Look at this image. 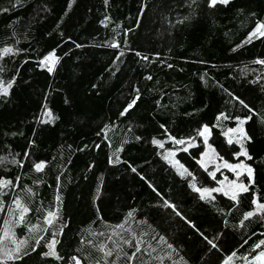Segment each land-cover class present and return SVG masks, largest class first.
<instances>
[{"label":"trees","instance_id":"obj_1","mask_svg":"<svg viewBox=\"0 0 264 264\" xmlns=\"http://www.w3.org/2000/svg\"><path fill=\"white\" fill-rule=\"evenodd\" d=\"M259 25L264 0H0V264L264 252V35L247 43ZM203 126L221 160L252 169L236 199L194 190L222 178L198 163ZM52 241L62 259L42 255Z\"/></svg>","mask_w":264,"mask_h":264},{"label":"rangeland","instance_id":"obj_2","mask_svg":"<svg viewBox=\"0 0 264 264\" xmlns=\"http://www.w3.org/2000/svg\"><path fill=\"white\" fill-rule=\"evenodd\" d=\"M264 31V29H261ZM256 32V30L254 31ZM261 36L259 32L256 33L255 36H252L251 39L249 38L248 40H253L257 37ZM50 57V58H49ZM49 58V59H46ZM56 57L54 53L48 54L45 58L42 59V65L44 67L48 68H54V65L56 63ZM205 126L202 127L200 133L203 131ZM209 129V128H208ZM242 129V131H241ZM244 131H243V125L241 124L240 127H238L236 130L229 131L226 133L225 137L226 139L240 142V140L244 137ZM209 137H210V129L207 133H205L203 136L200 135V138L202 140L204 150L202 154L200 155V158L198 160V163L201 167L204 169H210L209 173L212 177L215 176L216 173L221 172L222 173V178L218 181V184L215 188L209 189L208 193H203V189H200L201 191H197L200 193L201 196L203 197H210L213 192H220L227 197L231 198L233 196H238L239 193L243 192L244 190L242 189L241 186H244L247 188V185L245 182L240 180L241 176H246L249 180V182H252L253 179V172L251 167L244 161L236 162V163H230L223 161L219 158L217 152L215 151L214 147L209 143ZM243 152V151H241ZM225 164H231L233 166L232 169H229L225 167ZM237 165H241V167H236ZM248 169H251V173H249ZM224 172L230 173L233 178H230L228 175H226ZM195 189H199L194 187ZM214 189H219V191H212ZM196 191V190H195ZM247 264H264V259H254L252 261H249Z\"/></svg>","mask_w":264,"mask_h":264},{"label":"snow or ice","instance_id":"obj_3","mask_svg":"<svg viewBox=\"0 0 264 264\" xmlns=\"http://www.w3.org/2000/svg\"><path fill=\"white\" fill-rule=\"evenodd\" d=\"M229 2H230V0H209V7H215L217 4H225V5H227ZM261 29H264V25H259L257 27V29H256V32H253L249 38L251 39V37L252 36H255L257 32H259L260 35H264V31H262ZM4 51L5 52H10L11 49H5ZM49 58H46V59H49ZM256 63L264 64V60H258V61H256ZM48 71L51 72L52 71V68L51 67L48 68ZM9 87H10V85H9ZM245 106L247 107V105H245ZM128 107L130 108V107H132V105L130 104ZM241 123H243V121H241ZM208 131H209L208 127L205 126L204 129H203V131L200 133V135L203 136ZM241 131H242V129H241ZM153 142L154 143H158L157 141H153ZM177 143H181L182 144V143H184V141H177ZM228 143L231 144L232 143V140H229ZM240 154L246 155V152H242ZM225 167H227L229 169H232L233 168V166L231 164H225ZM236 167H241V165H237ZM35 168H36L37 171H40V170H42L44 168V164L43 163H37L35 165ZM248 171H249V173H251V169H248ZM9 183H11V181H0V186H7V184H9ZM241 187H242V189L244 191H247V188L246 187H244V186H241ZM195 190L196 191H201L200 189H195ZM202 191H203V193H208L209 192V189H203ZM212 191H219V189H214ZM202 198H203V196H202ZM232 199H236V196H233ZM15 203H16L17 208H22V214L20 215L19 219L21 221H23V219H24L23 213H27L28 212V208L23 207L21 205V203H20L19 200L15 201ZM259 207L261 209H264V204L259 205ZM54 215H55V213H53V212H49L48 213V218H46L48 224H52L53 223L52 219H50V218L53 217ZM252 215H253L252 212L246 213L245 219H248ZM38 243H39V241H38ZM55 243H56V241H52L47 246L49 250L47 252L42 253V255L45 256V257L51 256V257H55L56 259H62V257H59L57 255L56 251H55V247H54ZM261 243H264V241H262ZM100 250L103 251L102 248ZM33 251H35V249H33ZM136 251L139 252L140 249L137 248ZM111 255H112V253L110 251L109 252H105V256H111ZM135 255H136V253H132V256H135ZM8 258L9 259H12L11 256H9ZM257 259H264V252H261L259 254V256L257 257ZM72 260H73L74 264H81V260L78 257H75L74 256V257H72ZM97 264H99V262H97Z\"/></svg>","mask_w":264,"mask_h":264},{"label":"bare ground","instance_id":"obj_4","mask_svg":"<svg viewBox=\"0 0 264 264\" xmlns=\"http://www.w3.org/2000/svg\"><path fill=\"white\" fill-rule=\"evenodd\" d=\"M247 42H248V41H247ZM249 42H250V40H249ZM249 42H248V43H249Z\"/></svg>","mask_w":264,"mask_h":264},{"label":"water","instance_id":"obj_5","mask_svg":"<svg viewBox=\"0 0 264 264\" xmlns=\"http://www.w3.org/2000/svg\"><path fill=\"white\" fill-rule=\"evenodd\" d=\"M248 42H249V41H248ZM248 42H247V43H248Z\"/></svg>","mask_w":264,"mask_h":264}]
</instances>
